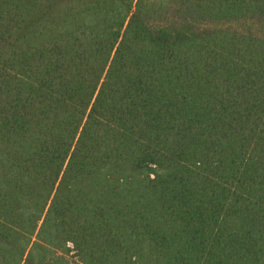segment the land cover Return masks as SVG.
<instances>
[{"label":"trees","instance_id":"1","mask_svg":"<svg viewBox=\"0 0 264 264\" xmlns=\"http://www.w3.org/2000/svg\"><path fill=\"white\" fill-rule=\"evenodd\" d=\"M0 264H264V0H0Z\"/></svg>","mask_w":264,"mask_h":264}]
</instances>
